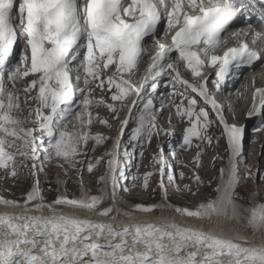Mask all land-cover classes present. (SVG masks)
Masks as SVG:
<instances>
[{"label":"snow or ice","instance_id":"1","mask_svg":"<svg viewBox=\"0 0 264 264\" xmlns=\"http://www.w3.org/2000/svg\"><path fill=\"white\" fill-rule=\"evenodd\" d=\"M161 31L167 42L158 38ZM242 34L251 36V45H264V0H0V173L5 183L31 181L22 201L0 194V205L19 209L0 213V264H264V246L246 247L248 241L195 224L133 215L170 209L205 224L245 218L264 232V203L246 209L237 202V189L252 176L246 173V128L229 121L208 88L222 91L242 68L264 65V50L247 41L218 54ZM152 46L158 50L142 74ZM181 68L199 82L184 78ZM205 69L215 71L205 75ZM170 103L169 124L185 125L180 147L196 153L193 176L181 171L179 177L194 181L195 190L191 182L181 189L175 175L169 184L163 179L168 155L179 159L161 143L175 129L157 120ZM247 116L258 120L253 131L264 132V89H255ZM96 124L117 135L94 132ZM213 126L218 137L210 134ZM221 140L227 160L218 170L215 198L191 208L169 204L171 184L198 194L206 148ZM153 141L155 170L131 179L147 190L158 173L164 202L133 207L124 197L125 169ZM100 147L104 152L93 156ZM54 163L64 177L79 174L78 198L67 191L70 181L58 176L65 191L55 189L59 194L47 202L46 169ZM85 173L97 177L99 195H89ZM256 179L264 180L259 169ZM78 212H94L96 219Z\"/></svg>","mask_w":264,"mask_h":264},{"label":"rangeland","instance_id":"2","mask_svg":"<svg viewBox=\"0 0 264 264\" xmlns=\"http://www.w3.org/2000/svg\"><path fill=\"white\" fill-rule=\"evenodd\" d=\"M101 110H103V109H101ZM101 110H100V114L102 115ZM94 129L98 130L99 125L96 124L94 126ZM93 131L96 132L95 130H93ZM209 131H210V134H212L214 137H218L217 135L216 136L214 135L215 131L214 132H212L211 130H209ZM110 132H113V130ZM263 135H264L263 132H260L259 138L263 137ZM259 138H254L252 145L254 144L255 139H259ZM221 144H223V143L221 142V143H219V145H216L215 143H213L211 146H208L207 147V156L212 155V153L215 154L217 152L219 154V155H217V157L223 156V155H221V153H223ZM252 145L250 146V150H252V151L262 147L260 152H259V156L255 155L256 158H254V160L252 161V164H251V158H248V163H247L246 173L247 172L254 173V178L256 179L257 169L261 170V172L264 173V152H263L264 144L259 145L258 148H254V146H252ZM109 147H110V145H109ZM104 150L105 149L103 147H100L92 155L93 156H99L104 152ZM152 153H154V148L150 147L148 154H152ZM193 153H195V151H193V150L190 151L188 156H190V154H193ZM254 154L255 153L252 152V157L254 156ZM260 155H262L261 158H260ZM151 157L152 156L146 157L144 159V163L146 165L139 166L138 167L139 169L135 168L134 165L129 166L125 169V174L127 172V174H126L127 179L125 181H122V184L127 185V187L129 188V191L124 193V197L128 201L129 205H131L133 207L137 204L160 205L164 202L163 199H161L160 193L157 189V174L153 175L150 178L149 188L147 190H145L143 188L142 181H138L136 183V185H133V183H132V179H131L132 176L143 177V175L145 173L155 170V166L152 163ZM203 160H205V158H203ZM215 160L216 159H214V161L212 162L211 158H207L205 163H204V167L202 169H199V175L203 179L204 184L200 186L197 195H191L185 191H178L177 190L176 184H178L180 186V188L183 189L184 185H186L190 182L192 183L193 189L195 190V188H196L194 181H190L189 179H181L179 177V173L181 171H184L188 177H192L194 174V173H192V170H189L190 169L189 166H188V168H186L184 165H181L180 171L178 172L177 176H175L176 177V184H171L173 186L170 187V193L172 192L171 196L174 197V200L177 202L179 207L191 208L194 204L206 202L208 199V196H212L215 193L213 191V189L216 187V177L219 175V172L217 171V168H216L217 167L216 162L217 163H219V162L217 160L216 161ZM190 163L192 165L191 160H190ZM248 164H250V166H248ZM103 170L104 169L102 168L101 172H103ZM46 171H47L48 175L46 178V182L44 184V189H45V196H46L47 202H51V200L54 199L55 196L59 194V192L65 191V186L63 184L57 183V177L58 176L62 179L69 180L70 183L67 184L68 193H70L71 196H73V197H76V198L79 197V195H80V188H79L80 187V177H79L78 173L73 172V173H70L68 177H64L63 176V170L59 169L55 163L52 164L51 166H48ZM130 172H132V173H130ZM170 175H174V173H171ZM41 178L45 179V177L43 175ZM254 178H253V174H252L251 178H249L248 180L246 178L243 185L240 186L237 190L239 192L240 197H242V199L238 200L237 202L242 204L244 206V208H246V209L252 207L256 203L258 198H260L258 196V192L261 190L264 191V180H259V182H255ZM96 179H97V177L93 176L92 174L85 173L83 175L84 186L86 188L91 189V191L89 192V195H99L100 185L94 182ZM166 179H167V182L169 184V174H167ZM256 181H258V180H256ZM254 182H255V184H254ZM30 183H31L30 180L26 181V180L21 179L20 181H15L11 178L8 180L7 183H5L4 179H3V174L0 173V190L2 192V195L5 194V195L10 197L8 199L21 200L22 201V197L25 195L26 191L29 189ZM210 183H211V187H208V185ZM258 184H260L262 186V189L259 190V188L256 187V185H258ZM254 188L258 189V191H256L257 193H254V191H255ZM49 189H53V191H49ZM55 189H59V192L55 191ZM260 196L262 197V195H260ZM212 198H214V197H212ZM260 204H262V203H260ZM242 221L247 224V220L245 218H242Z\"/></svg>","mask_w":264,"mask_h":264},{"label":"bare ground","instance_id":"3","mask_svg":"<svg viewBox=\"0 0 264 264\" xmlns=\"http://www.w3.org/2000/svg\"><path fill=\"white\" fill-rule=\"evenodd\" d=\"M238 81H239V77L236 76L235 79L230 83V86L231 87L234 86ZM237 90L241 91L242 87L241 86L237 87ZM171 100L178 103L180 100V97L172 96ZM166 120H167V115L166 114L164 115V113L162 111V113L159 117V121L162 125H165ZM257 124H258V120H256V122H255V125H257ZM128 131H129V129H128ZM263 134H264V132H263ZM176 135H177V133H176ZM167 141H169V139ZM263 144H264V135H263V137H260L259 139H255L254 144L252 146H254V148H258L259 145H263ZM261 148L262 147L254 150L253 152L256 153L257 156H259V152H260ZM263 152H264V150H263ZM261 156L262 155H260V158H261ZM213 158H212V162L214 161ZM194 159H195V157L191 156L189 160H191L193 162ZM204 163H205V160H204ZM143 165H146V164L143 162ZM65 211H68V209H65ZM4 212L18 213L19 209L5 208L2 205H0V213H4ZM77 214L81 215L82 217L89 218V219H96V213H94V212H78ZM113 215H115V213H113ZM133 215L137 216L140 219H149L152 222H160L161 220H169V221H174V222L181 223V224H184V223L195 224L197 227H203L205 230H211L214 233H216V234H218L224 238H230V239H233L234 241H248V243L243 244V246H246V247L264 246V232H256L253 229L249 230V227L247 226L246 223H244L242 221V219H239V220H236V219L220 220L219 222H216L214 220L213 222L205 224L204 222H201V221L186 220L185 217H181V216L177 215L174 211H172L170 209H163V210L157 209L151 214L133 212Z\"/></svg>","mask_w":264,"mask_h":264}]
</instances>
